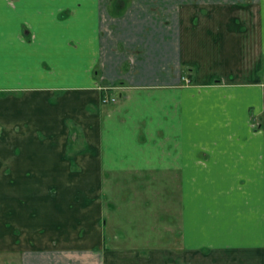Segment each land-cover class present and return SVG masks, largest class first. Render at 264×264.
Here are the masks:
<instances>
[{
  "label": "crops",
  "instance_id": "1",
  "mask_svg": "<svg viewBox=\"0 0 264 264\" xmlns=\"http://www.w3.org/2000/svg\"><path fill=\"white\" fill-rule=\"evenodd\" d=\"M0 125V264H264V0H0Z\"/></svg>",
  "mask_w": 264,
  "mask_h": 264
},
{
  "label": "rangeland",
  "instance_id": "2",
  "mask_svg": "<svg viewBox=\"0 0 264 264\" xmlns=\"http://www.w3.org/2000/svg\"><path fill=\"white\" fill-rule=\"evenodd\" d=\"M187 78L189 76L185 75ZM190 79V78H189ZM174 103V102H173ZM171 101H170V104H166L167 107L170 109L171 107ZM171 116H168V122H170V118ZM2 134H3V130H2V127L0 125V143H1V137H2ZM105 143H106V146H105V157H106V160L109 159V162H106L107 165H110L112 164V160H111V157L113 158V139L112 137H110L107 133H106V136H105ZM130 145H126L124 147V150L126 153L124 156H128L129 153L131 152L130 150ZM140 151H136L134 154H138V155H141L139 154ZM130 157V155H129ZM129 157H128V161L129 162ZM136 162H140L138 159H136ZM122 164V163H121ZM1 171V169H0ZM140 181H143V180H140ZM145 181V180H144ZM172 181V184H173V189H169V194L168 195H165L163 193V195H161V191H155L153 192V194L151 193H147L146 192H141L139 191L138 194L136 193V190H135V187L134 186V189L132 190V193L129 194V192H126V195L125 194H119V187L116 186V189H117V194L115 195L114 192H115V188H113V185H114V182L115 180L114 179H108L106 180V192L109 193L107 194L106 196V207H107V210H106V213H105V216H106V219L108 220V226L106 228V234L108 235H113L112 232L114 233V229L115 227H119L120 226H116V225H119V224H125L127 222H124V223H121V221L123 220L121 217H124V219L126 221H128V217H131L132 219H136L138 218L139 220V223L141 224V227L138 228V230L140 232H144V231H148V227H146V224L145 223V220L148 221V211H145V210H141L138 212V210H134V208H132V204L131 202H134V207H135V203L136 201H141L139 200L140 197L144 200V197L146 198H151V197H162V198H166L167 197V200H168V210H169V213L170 215L173 217V223L170 222V224L173 226V227H170V231L171 233H173V229H177L178 228V225L180 223V220L178 219V215H179V203H178V200H179V188L177 189V184L176 182L177 181H173V180H170ZM117 183H118V180H117ZM129 183H130V180H124V187H128L129 186ZM130 185H134L133 182L130 183ZM127 190V189H126ZM123 201V202H122ZM114 207V208H113ZM130 208V209H128ZM126 216V217H125ZM126 229L127 231H130V228L129 227H126L124 228ZM136 231V230H135ZM140 232H137V233H140ZM131 233L132 234H135L136 232H134L133 230H131ZM149 244L151 245H154V243L152 242H148ZM111 245V244H110ZM145 245V244H144ZM146 245L148 246V244L146 243ZM170 247H173L174 249L177 247V250L179 249V251L183 250L182 246H181V239H177V237L174 236V234L172 236H170ZM204 251V250H202ZM225 252H229V253H234L235 256L232 257L230 256L229 254L225 255V253L223 255H219L218 256L214 253L213 254V257H204V253L200 252L199 254H193V255H189L187 254L186 252L184 253H179L178 255H170V264H256V259L253 258L250 260L249 262V259L246 258V255L245 254H241L242 251H236V249H228L226 250ZM242 255H245V256H242ZM232 257V258H231ZM252 260H254V262H252ZM258 264H260V262H258Z\"/></svg>",
  "mask_w": 264,
  "mask_h": 264
},
{
  "label": "built area",
  "instance_id": "3",
  "mask_svg": "<svg viewBox=\"0 0 264 264\" xmlns=\"http://www.w3.org/2000/svg\"><path fill=\"white\" fill-rule=\"evenodd\" d=\"M184 79H185L187 82H190V79L187 78L186 76H184ZM103 100H104V102H107V101H109V98L105 97ZM113 100H116V97H114Z\"/></svg>",
  "mask_w": 264,
  "mask_h": 264
}]
</instances>
